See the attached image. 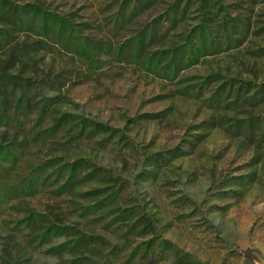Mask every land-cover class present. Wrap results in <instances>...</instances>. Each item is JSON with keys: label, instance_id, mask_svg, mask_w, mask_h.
Returning <instances> with one entry per match:
<instances>
[{"label": "rangeland", "instance_id": "rangeland-1", "mask_svg": "<svg viewBox=\"0 0 264 264\" xmlns=\"http://www.w3.org/2000/svg\"><path fill=\"white\" fill-rule=\"evenodd\" d=\"M3 2L0 264H264V0Z\"/></svg>", "mask_w": 264, "mask_h": 264}, {"label": "trees", "instance_id": "trees-1", "mask_svg": "<svg viewBox=\"0 0 264 264\" xmlns=\"http://www.w3.org/2000/svg\"><path fill=\"white\" fill-rule=\"evenodd\" d=\"M16 8L17 7L13 8V9L6 8L5 2H3V0L0 1V12L2 11L1 12L2 17L8 18L9 20L14 22L15 24H18V26L24 25V23H23L24 20L22 18L20 19L19 16L18 17L16 16L17 11H18V10H16ZM24 8L25 7H22V10ZM4 10H6L5 13H3ZM55 23L58 26L56 31H54L52 26L47 25V20H44L43 24L41 26L40 32L43 34H47V35L53 34V39L57 40V42H59V43L62 41L63 37H65L64 42H63L64 46L72 44L73 43L71 41L72 36L68 35V34L66 35V33H65L66 21H64V19H60V20H57ZM3 38H4V35H2L0 33V43L3 40ZM180 61H181V54L177 55V59L174 61V63L177 64V63H180ZM0 160L14 164L17 160V155H16L15 151L14 152L11 151V149L8 146H4V145L0 144ZM78 164H80V163H78Z\"/></svg>", "mask_w": 264, "mask_h": 264}]
</instances>
